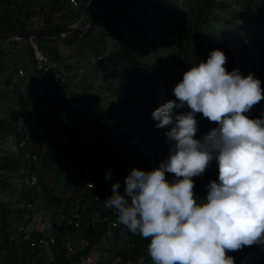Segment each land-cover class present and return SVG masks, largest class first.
Masks as SVG:
<instances>
[{"label": "trees", "instance_id": "obj_1", "mask_svg": "<svg viewBox=\"0 0 264 264\" xmlns=\"http://www.w3.org/2000/svg\"><path fill=\"white\" fill-rule=\"evenodd\" d=\"M6 1L7 8L0 11V29L16 33L38 30L27 26L23 17L16 11L18 7L13 0H0L2 3ZM48 2L49 8L29 10L22 6L21 11L26 13L27 19L41 16L48 22V17L53 11L65 10L70 1ZM114 7L115 5H111L102 11L100 21L105 13L110 17V30L107 31L103 26V38L104 41H109V33L116 34L118 40H112L109 48L115 51L114 63L120 65L122 70L126 69L129 79L126 87L120 81L116 84L115 72L101 59L104 50L100 52L96 48L93 55L95 61L92 63L98 71L95 78L100 77L99 82L105 85V91L112 94L113 102L86 121L83 110L91 102H95L97 97H80V93L68 85L65 78L72 71V76L78 74L80 71H76L77 68L66 64L64 76L58 82L39 80L37 55L34 48L28 44L30 60L23 62V65L34 67V71L36 67V71L34 75L29 73L31 76L28 90L24 92L19 88L23 78L15 79L17 70H11L13 59L10 49L22 41L4 39L0 42V191L8 193L14 188L20 196L13 202L8 198L0 199V264H151L146 251L148 241L138 235H132L118 222L117 214L104 207L103 201L112 194V185L117 181L120 183L118 191L123 194L124 178L133 168L140 169L143 166L144 171H150L147 169L149 158L157 156L155 168L166 158L169 140L165 133L170 126L156 128L157 122L151 117L152 111L168 100H175L172 89L179 82V75L182 76L190 66H195L199 61H206L213 49L222 50V47L226 46L217 36L229 32V24L235 22L238 28H234L235 34H232V40L228 43L232 46L230 51L234 52V55L230 56L228 52L223 51L227 57L225 67L229 72L239 69L241 75L254 74L264 89V0H196L181 12L175 22L178 36L183 42L176 45L181 50L174 61L178 70L172 74L174 83L166 82L158 74V70L145 58L144 49L125 45L119 40L123 29L131 26L129 16L135 17V14L130 9L127 11L129 16L117 18L112 11ZM82 9H71L66 16L78 17ZM133 21L135 32L144 30L142 21ZM66 24L68 23L49 22L45 23L43 28ZM183 24H186L188 29L186 40L179 32ZM80 39L82 38L75 34H68L64 37L42 36L34 42L37 46L38 42L44 43L47 40H61L70 44ZM86 45L88 47V44ZM42 54L45 55V52ZM51 73L60 72L56 71L55 67H50L49 74ZM59 75L61 76V73ZM43 76L47 78L48 75ZM37 88L42 90L40 95L36 93ZM66 93H69V99L65 98ZM70 100H73L72 103H69ZM20 106H28V123H39L35 132L28 137V148L39 157L38 161H32L28 165V176L22 169L27 166L26 160L17 146L23 136L21 129L15 125ZM150 106L153 108H149ZM48 107L55 110L52 112L55 115L46 114L50 111ZM186 110L185 106L180 111ZM262 114L264 100L247 113L249 118H259ZM196 116L202 119L197 120L198 131L195 138L216 126L202 114L197 113ZM87 126L90 127L84 135L85 138L82 133ZM9 137L12 145H3ZM134 140H138L137 145L133 144ZM144 150L147 154H144ZM39 163L55 176L50 189H47L44 183ZM126 166L130 169L125 170ZM16 171L21 172V179L17 180L19 187L13 179ZM109 171L113 174V179L106 178ZM32 174L38 175L37 184H43V189L47 192V204L53 208L48 230L39 228L37 223L36 227L34 225L30 229L24 223L13 227L16 219L26 214L34 217L39 209L35 203L36 191L39 188L29 184ZM217 175L216 161L213 159L202 176L193 178L195 195L202 198L206 194V185L210 180H215ZM166 177L169 181L173 179L172 174H166ZM89 182H92L93 187L87 186ZM57 187H62L61 196L53 193ZM21 202H24V205H20ZM61 212L67 215V222H63ZM72 212L78 215L77 230L68 223ZM51 238L54 241L48 245L41 241ZM67 241L72 243L74 251L68 250ZM228 255L234 258V264H264V246L261 245L246 246L241 250L229 252ZM87 256L92 260L90 263L85 261Z\"/></svg>", "mask_w": 264, "mask_h": 264}, {"label": "clouds", "instance_id": "obj_2", "mask_svg": "<svg viewBox=\"0 0 264 264\" xmlns=\"http://www.w3.org/2000/svg\"><path fill=\"white\" fill-rule=\"evenodd\" d=\"M226 64L225 53L213 49L182 74L175 100L151 113L156 128L170 126L166 158L150 171L133 168L123 194L117 181L103 201L132 235L148 241L151 264H234L229 252L264 246V114L247 115L264 89L254 74L229 72ZM197 113L216 126L195 138ZM213 159L217 178L198 198L193 178Z\"/></svg>", "mask_w": 264, "mask_h": 264}, {"label": "rangeland", "instance_id": "obj_3", "mask_svg": "<svg viewBox=\"0 0 264 264\" xmlns=\"http://www.w3.org/2000/svg\"><path fill=\"white\" fill-rule=\"evenodd\" d=\"M93 1L95 4L93 3L92 6L87 4V0H78V6H74L73 4L68 2L67 8L65 10L53 11V13L48 17V22H45V19L41 16H34L30 17V19H27L26 13H22L21 11L22 6H26L29 10L36 8L38 9L41 7H44L45 9L49 8L48 0H13V3L17 5L18 8L16 9V11L23 17L27 26L43 27L45 23L49 22L52 24L67 22L68 24H74L78 26L86 24L95 9L96 1L100 0ZM195 1L196 0H121L118 4H115L114 9L112 10L117 18L119 16H129L127 15V11H129L130 9L133 10L135 17H133L134 15L129 16L131 17L132 21L131 26L125 27L123 29L119 36V40L125 45H130L131 47H140L141 49H144L145 58L153 64L155 69L158 70V74L168 83H174V76L172 77V74L173 72H178L174 61L177 58V54L181 50V48H177L176 45L183 42L176 31L175 22L180 13L188 9L189 6ZM6 3L7 1L3 3L0 2V11H3L5 8H7ZM79 8L83 9L79 13L78 17H75L73 15L66 16L69 10H78ZM75 12L77 11L75 10ZM129 14L131 15V13ZM109 18V15L105 13L103 16V20H99L100 22L92 31H90L88 34H86V36L82 37V39L78 40L75 43L65 44L61 40H47L44 43L43 41L40 43L38 42L37 46L34 42V44L38 47V49H40V51L45 52V55H43L42 52L39 51L40 55H43L46 60L51 63L52 67H55L56 71H59L61 73L62 78L64 76L63 71L65 70L64 67L66 66V64H70L73 66V68H77L75 69L76 71H80L78 74H75V76H72V71L70 74H68L69 76L65 78L67 79L66 82L68 83V85L77 93H80V97H82L83 95L88 96V98L91 95H95L97 97V100L95 102H91L89 106L83 110V117L85 121L94 117V115H96L99 110L106 108L113 102L112 94L108 91H105V85L99 82L100 77L98 76L99 78H95V75L98 71L92 66V63L95 61V56L93 55H95L94 52L96 48L100 52L104 50V55L101 59L105 64L108 65L110 70L115 72L116 77L114 81L116 82V84H119L120 81V83H122V85L126 87L127 79H129V75L126 74V69L122 70L121 68H119L120 65L114 63L116 59L115 51L109 48V43L112 40H118L116 34L110 32V38L108 39L109 41H104L105 38H103V32L105 31L103 29V26L106 27L107 31L110 30ZM134 19H139L140 21H142V27L144 30L135 32V22L133 21ZM234 28H238L236 22L234 24H229V32L217 36L218 40L222 41V44L226 45L225 47H222L221 51L228 52L230 56L234 55V52L230 51L232 50V46L228 44L230 42V39L232 40V34H235ZM179 32L183 34L184 40L188 38V29L186 24H183L179 28ZM21 41L22 42H19L17 46H12L10 48L11 57L13 59L11 70L14 72L17 70L18 72V70L22 68V70L25 72L22 83L27 86L29 76H31V74L34 75L36 67L34 71V67H27L28 64H26L25 66L23 65V62H29L30 60L28 53V44H30V42L28 40ZM86 44H88L89 48ZM123 71L124 73H122ZM32 79H36V77H32ZM181 79L182 76L179 75L178 80L180 81ZM149 108H153V106H150ZM195 118L196 120L202 119V117L199 116H196ZM38 124V122H30V125H32V132H35ZM15 125H17V122ZM3 145H12L11 137H9ZM43 147H45V144H43ZM41 165L42 163H39L40 168H42L44 183L47 186V189H50L53 185V179L55 176L53 173L47 172ZM140 169L143 170L145 168L141 166ZM147 169L149 168L147 167ZM109 174L112 177V173L110 171ZM13 179L17 187H19L20 185L17 180L21 179V172L16 171L14 173ZM40 184L41 186L39 187ZM40 184L32 185L38 186L39 188L36 191L35 196V203L39 208L36 212V216L29 217L28 214H26L22 217H19L13 222V227H15V225L24 223L26 227L30 229L37 223L39 228L48 230L49 219H51L50 213H53V208L48 206L46 200L47 192L44 191L43 184ZM61 189L62 187H57L56 189H54L53 193L57 196H61ZM69 192L70 191L68 190L67 193ZM19 197L20 196L18 192L14 188H12L8 193L0 191V199L8 198L13 202L14 199H17ZM20 205H24V202H21ZM64 209L65 208H63V210ZM58 211L60 212L61 208H59ZM61 213L63 222H67V215L64 212ZM30 218L32 219L29 221ZM252 263L254 264V262Z\"/></svg>", "mask_w": 264, "mask_h": 264}, {"label": "built area", "instance_id": "obj_4", "mask_svg": "<svg viewBox=\"0 0 264 264\" xmlns=\"http://www.w3.org/2000/svg\"><path fill=\"white\" fill-rule=\"evenodd\" d=\"M69 1L74 6H78V4H79L78 0H69ZM93 3H94L93 0H87V4L88 5H92ZM41 25H42V22H41ZM37 28H39V27H37ZM40 28H43V27H40ZM37 59H38L37 77H38L39 80H42V81H45V82H48V83H50L52 81L58 82V81H61L62 80L61 76L59 75L60 73L59 74L58 73H51V74H49V69H50V67H52V65H51L50 62H48L46 60V58L43 55H37ZM44 74H47L48 75L47 78H44V76H43ZM18 75L20 77L25 76V72L22 70V68H20L18 70ZM65 98L66 99H69L70 98L69 93H66L65 94ZM72 101L73 100H70L69 103H72ZM16 127L18 129H21V131L23 132V136L20 138L17 146L21 149L22 157L26 160V163L28 161V165H30V163L32 161H38L39 160L38 155L35 152H31V150L27 146V144H28V137L32 134V125H30V123H18L17 122ZM89 127L90 126H87V128L85 129V131L82 133L83 136L89 131ZM133 144L134 145H137L138 144V140H134L133 141ZM119 154L121 155V150H120ZM144 154H147V151L146 150H144ZM156 158H157V156L156 157L152 156L151 158L148 159L147 164H148V168L150 170H152L153 168H155ZM22 169H25V168H22ZM129 169H130L129 166H126L125 167V170H129ZM28 173H29V168H28ZM30 177H31L30 178V181H29V184L30 185H35V184L38 183V175L37 174H32ZM90 185H92V182H89L87 184L88 187H90ZM68 223H70L72 225V227L77 230L78 215H77L76 212H72L71 215L68 217ZM41 241L44 242V243H46L48 245V244L53 243L54 239L51 238L48 241L45 240V239H42ZM67 248H68L69 251H74V247H73V245H72V243L70 241H67ZM85 261L87 263H90L92 260L90 259V256H87L86 259H85Z\"/></svg>", "mask_w": 264, "mask_h": 264}, {"label": "water", "instance_id": "obj_5", "mask_svg": "<svg viewBox=\"0 0 264 264\" xmlns=\"http://www.w3.org/2000/svg\"><path fill=\"white\" fill-rule=\"evenodd\" d=\"M119 0H100L96 1L95 9L88 20V22L82 26L67 24L61 26H53L47 28H41L28 33H16L8 29H0V42L4 39L10 41L28 40L32 47L35 49L36 55H40L38 47L34 44V39L42 36H59L64 37L68 34H75V36L82 38L92 31L98 24L102 11L111 6L117 4Z\"/></svg>", "mask_w": 264, "mask_h": 264}, {"label": "crops", "instance_id": "obj_6", "mask_svg": "<svg viewBox=\"0 0 264 264\" xmlns=\"http://www.w3.org/2000/svg\"><path fill=\"white\" fill-rule=\"evenodd\" d=\"M34 28H37V27H34ZM2 78L4 77V76H1ZM17 78H24V76L23 77H20L19 75H18V72H17V75L15 76V79H17ZM2 86H4V85H2ZM19 88L22 90V91H27L28 90V85L26 86L24 83H21L20 85H19ZM36 93L38 94V95H40L41 93H42V90H41V88H37L36 89ZM59 107H57V109H58ZM48 109L50 110V111H47L46 112V114L48 115V114H50V113H52V112H54L55 110H52V109H50L49 107H48ZM27 110H28V106H24V107H19L18 108V116H17V120H16V122H18V123H28V115L26 114V112H27ZM52 114H54L55 115V113H52ZM24 173H25V175H27L28 176V161H27V166H26V168L24 169ZM26 176V177H27Z\"/></svg>", "mask_w": 264, "mask_h": 264}]
</instances>
